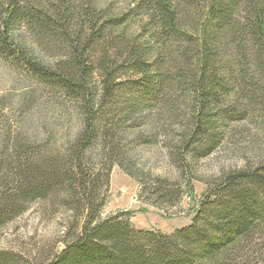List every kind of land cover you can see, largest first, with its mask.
I'll return each mask as SVG.
<instances>
[{"label":"rangeland","instance_id":"obj_1","mask_svg":"<svg viewBox=\"0 0 264 264\" xmlns=\"http://www.w3.org/2000/svg\"><path fill=\"white\" fill-rule=\"evenodd\" d=\"M7 1L0 0V264H48L78 238L88 214L82 182L92 189L99 218L121 215L136 229L172 234L192 223L207 182L264 162V93L254 94L237 83L212 100L217 123L198 138L193 135L196 102L191 90H163L155 101L144 102L135 121H120L130 103L128 93L122 92L117 104L102 109L100 130L79 167L76 149L87 113L84 103L32 76L15 56L2 53L12 41L55 62L65 49L50 50L49 34L42 36L25 21L7 31ZM95 1L115 14L130 7L129 0ZM19 3L54 20L60 0ZM86 3L75 0L74 6L83 12ZM77 16L72 35L79 29L81 13ZM92 54L97 64L99 50ZM227 60L221 59L223 64ZM254 60L252 55L250 73L257 71ZM234 66L236 70L237 62ZM165 67L172 78L180 63L167 59ZM120 76L127 80L130 74L121 71ZM158 178L175 186L181 197L175 202L161 199ZM236 249L232 251L238 264H261L264 227Z\"/></svg>","mask_w":264,"mask_h":264},{"label":"trees","instance_id":"obj_2","mask_svg":"<svg viewBox=\"0 0 264 264\" xmlns=\"http://www.w3.org/2000/svg\"><path fill=\"white\" fill-rule=\"evenodd\" d=\"M129 3L126 11L115 14L108 7L99 8L95 0H88L83 12H78L75 0H60L54 20L20 6L19 0L4 4L7 31L25 21L42 36L49 34L50 50L65 49L64 57L55 62L12 41L5 43L2 53L15 56L32 76L84 103L87 113L76 149L79 167L100 130L102 109L117 104L124 91L130 103L122 109L120 121H135L144 102L155 101L167 88L191 90L196 138L217 123L212 100L219 91L240 83L244 90L264 93V0ZM78 13L79 29L72 35ZM97 49L95 64L92 53ZM250 55L256 72H249ZM167 59L180 63L172 78L165 72ZM121 71H128L127 80H120ZM167 183L158 178L156 191L161 199L175 202L181 193ZM80 185L87 198L86 222L78 238L67 242L48 264H238L232 250L264 227V162L207 182L192 223L172 234L136 229L121 215L99 218L91 187L86 181Z\"/></svg>","mask_w":264,"mask_h":264}]
</instances>
